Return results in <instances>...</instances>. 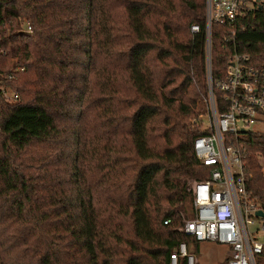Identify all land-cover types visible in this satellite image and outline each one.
<instances>
[{"label": "trees", "instance_id": "1", "mask_svg": "<svg viewBox=\"0 0 264 264\" xmlns=\"http://www.w3.org/2000/svg\"><path fill=\"white\" fill-rule=\"evenodd\" d=\"M203 7L0 0V264H168L179 242L197 250L182 225L209 171L192 150L206 120ZM233 30L211 26L215 76L233 52L264 68V10ZM234 139L264 207V131Z\"/></svg>", "mask_w": 264, "mask_h": 264}, {"label": "built area", "instance_id": "2", "mask_svg": "<svg viewBox=\"0 0 264 264\" xmlns=\"http://www.w3.org/2000/svg\"><path fill=\"white\" fill-rule=\"evenodd\" d=\"M203 9L205 133L194 138L192 150L209 171L206 179L192 184V217L184 221L182 230L198 244L225 245L222 264H264V244L256 238L257 232L264 233V207L246 193L243 162L232 144L241 130L256 131L247 128L264 120V68L251 65L247 54L237 52L229 56L219 76L211 65V26L225 27L226 40L233 35L238 18L264 10V0H204ZM21 28L30 30L25 20ZM189 31L197 32L198 25L191 24ZM1 91L8 99L16 97L9 90ZM258 210L262 217L256 215ZM195 260L185 242H179L168 255V264H197Z\"/></svg>", "mask_w": 264, "mask_h": 264}, {"label": "rangeland", "instance_id": "3", "mask_svg": "<svg viewBox=\"0 0 264 264\" xmlns=\"http://www.w3.org/2000/svg\"><path fill=\"white\" fill-rule=\"evenodd\" d=\"M247 129L264 131V120L249 126ZM261 167H264V158L258 157ZM193 207L190 208L192 212ZM257 240L264 244V233L257 232ZM227 248L225 245L213 242H200L195 253V261L197 264H222L225 262Z\"/></svg>", "mask_w": 264, "mask_h": 264}, {"label": "water", "instance_id": "4", "mask_svg": "<svg viewBox=\"0 0 264 264\" xmlns=\"http://www.w3.org/2000/svg\"><path fill=\"white\" fill-rule=\"evenodd\" d=\"M240 132H244V130H241ZM256 215L257 216H260V217H262L263 216V214H262V212L260 211V210H258V211H256Z\"/></svg>", "mask_w": 264, "mask_h": 264}]
</instances>
